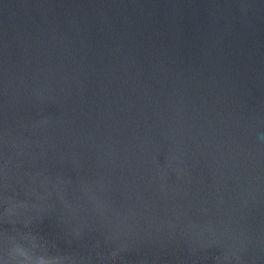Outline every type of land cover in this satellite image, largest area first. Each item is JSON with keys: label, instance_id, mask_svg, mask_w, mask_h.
<instances>
[{"label": "water", "instance_id": "1", "mask_svg": "<svg viewBox=\"0 0 264 264\" xmlns=\"http://www.w3.org/2000/svg\"><path fill=\"white\" fill-rule=\"evenodd\" d=\"M0 264H264V0H0Z\"/></svg>", "mask_w": 264, "mask_h": 264}]
</instances>
